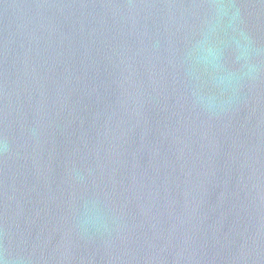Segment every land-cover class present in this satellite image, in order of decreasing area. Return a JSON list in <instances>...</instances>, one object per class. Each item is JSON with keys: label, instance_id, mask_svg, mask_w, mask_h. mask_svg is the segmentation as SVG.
<instances>
[{"label": "water", "instance_id": "obj_1", "mask_svg": "<svg viewBox=\"0 0 264 264\" xmlns=\"http://www.w3.org/2000/svg\"><path fill=\"white\" fill-rule=\"evenodd\" d=\"M0 264H264V0H0Z\"/></svg>", "mask_w": 264, "mask_h": 264}, {"label": "clouds", "instance_id": "obj_2", "mask_svg": "<svg viewBox=\"0 0 264 264\" xmlns=\"http://www.w3.org/2000/svg\"><path fill=\"white\" fill-rule=\"evenodd\" d=\"M238 14V13H237Z\"/></svg>", "mask_w": 264, "mask_h": 264}]
</instances>
